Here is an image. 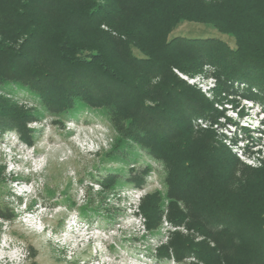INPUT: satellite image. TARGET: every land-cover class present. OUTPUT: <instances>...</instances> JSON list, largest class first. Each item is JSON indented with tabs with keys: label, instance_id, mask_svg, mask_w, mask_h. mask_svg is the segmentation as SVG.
Segmentation results:
<instances>
[{
	"label": "trees",
	"instance_id": "1",
	"mask_svg": "<svg viewBox=\"0 0 264 264\" xmlns=\"http://www.w3.org/2000/svg\"><path fill=\"white\" fill-rule=\"evenodd\" d=\"M185 22L210 25L235 47L171 37ZM0 35V88L24 89L40 104L0 97V134L15 131L34 146L32 123L64 125L90 112L115 130L105 157L125 162L139 147L164 165L170 224L203 238L173 235L159 261L264 264V167L244 166L220 137L193 129L196 117L222 115L175 72L195 76L213 65L222 86L249 83L258 93L246 97L264 105V0H0ZM222 86L218 95L235 91ZM150 171L131 170L128 181L142 187ZM117 184L114 176L101 182ZM163 200L154 193L141 205L152 232Z\"/></svg>",
	"mask_w": 264,
	"mask_h": 264
},
{
	"label": "rangeland",
	"instance_id": "2",
	"mask_svg": "<svg viewBox=\"0 0 264 264\" xmlns=\"http://www.w3.org/2000/svg\"><path fill=\"white\" fill-rule=\"evenodd\" d=\"M171 37L219 38L235 47L233 38L200 23H182ZM216 74V67L206 64L190 86L210 103L222 105L217 108L214 104V107L225 118L217 122L207 120L213 125L219 124L220 129H214L203 125L195 127V121L199 123V119H204L196 117L193 129L219 137L222 132L228 135L232 132L225 121H235L236 114L231 111L232 106L225 103L229 100L241 108L238 98L230 100L228 96L237 94L238 88L233 85L242 81H229L222 86L217 79L215 87L214 81L208 79ZM220 86L232 87L235 91L218 95ZM252 89L250 86L242 90L254 93ZM12 90L10 94L0 88V97L12 99L26 109L40 108L39 100L28 91L16 86H12ZM241 115H246L245 110ZM250 119L255 122L254 115ZM30 127L37 131L34 146L24 144L15 131L0 134V264H199L195 259L177 262L173 256L158 260L157 251L167 246L177 233L196 236V241L203 239L185 227H170L165 199L166 170L160 161L149 158L139 147L133 148L130 160L125 162L105 157L116 133L106 121L90 112L78 119L66 120L64 125L54 124L48 117ZM263 128L261 125L260 129ZM248 133L246 130L249 137ZM239 139L240 134L235 141ZM15 144L18 149H14ZM225 147L229 148L226 144ZM228 150L248 168L264 167L263 133L251 135L249 147L243 141L238 142L237 150ZM146 166L151 168L146 183L135 187L128 181L130 171L138 172ZM108 176L117 177L118 184L113 190L101 186ZM154 193L164 198V207L161 222L152 232L141 205ZM84 207H88L85 213L82 212ZM71 238L70 242L66 241ZM5 253L12 254L13 258H3Z\"/></svg>",
	"mask_w": 264,
	"mask_h": 264
},
{
	"label": "built area",
	"instance_id": "3",
	"mask_svg": "<svg viewBox=\"0 0 264 264\" xmlns=\"http://www.w3.org/2000/svg\"><path fill=\"white\" fill-rule=\"evenodd\" d=\"M175 72L179 75V77L181 79L185 80L189 85H193V81L197 77V75L187 76V75L181 74L177 71H175ZM211 79H212V81H214V83H215L214 85L216 87L217 79L214 76H212L208 80H211ZM239 85L242 89H247L249 87L246 83L236 84V85H234V87L238 88L237 94L236 93H234L233 95L230 94L228 97L230 98V100L232 98H238L242 102L241 108L234 106L232 103L229 102V100L225 103V105L232 106L231 111L236 114L235 121H230V120L225 121V123L227 124L226 125L227 129L232 128V132H230L231 133L230 135H228V132H222V134L219 136L221 138V140H223L224 144H226L232 150H237L238 149V142H243V141H244V144L246 143L247 147H249V144L251 143V135L261 134V133L264 134V128L260 129L261 125L264 127V118L261 117L262 115H264L263 104L243 96V95H245L244 93H246V92L244 90H242L240 87H238ZM252 90L254 93H257L255 88H253ZM213 94L214 93H212V95ZM224 95H227V94L224 93ZM215 105L217 108L222 106L219 103H215ZM259 107H261L262 109L260 110ZM243 110H245V112H246L245 116L241 115ZM253 115L255 117V122H252L250 119V117ZM219 120H225V118L221 117V118H219ZM199 121H200L199 123H197L195 121V127H199V126L203 125L204 127L210 126V127H214V129H215V127H216V129H220L218 123H215L213 125L212 122L207 121L205 119H199ZM256 124H258V125L256 126ZM227 129H224V130L227 131ZM224 130H222V131H224ZM246 130L249 132L248 133L249 137L247 136V134H245ZM238 134H240V139L238 141H235V138ZM244 147H246V146H243V148ZM241 148L242 147H240L239 149L241 150ZM74 227H75V225H74ZM170 227L176 228V227H173L171 224H170ZM177 228H179V227H177Z\"/></svg>",
	"mask_w": 264,
	"mask_h": 264
},
{
	"label": "bare ground",
	"instance_id": "4",
	"mask_svg": "<svg viewBox=\"0 0 264 264\" xmlns=\"http://www.w3.org/2000/svg\"><path fill=\"white\" fill-rule=\"evenodd\" d=\"M19 147H18V145L17 144H15V146H14V149H18ZM26 195H28L29 196V192H26L25 193ZM25 196V195H24ZM26 197V196H25ZM78 231H83L82 230V227L78 230ZM85 234V233H84ZM81 237H83V235H80ZM75 238V237H74ZM75 239H77V238H75ZM72 240V238L71 239H67L66 241H68V242H70ZM5 256L3 257V258H5V259H12L13 258V255L12 254H7V253H5L4 254Z\"/></svg>",
	"mask_w": 264,
	"mask_h": 264
}]
</instances>
